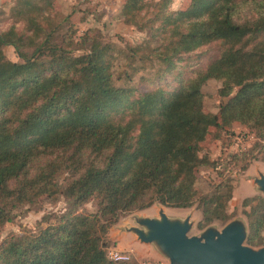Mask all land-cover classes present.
<instances>
[{"label":"trees","instance_id":"trees-1","mask_svg":"<svg viewBox=\"0 0 264 264\" xmlns=\"http://www.w3.org/2000/svg\"><path fill=\"white\" fill-rule=\"evenodd\" d=\"M49 7L27 13V32L12 26L0 34V228L43 197L63 196L71 209L0 243V264H118L108 258L110 229L122 215L155 204L197 205L199 230L233 220L229 181L210 195L196 187L199 168L217 169L200 156L201 144L211 128L235 123L264 142V0H191L182 11H172L170 0H126L125 20L158 43L147 47V59L167 70L184 55L222 46L186 86L138 95L115 85L110 47L91 31L79 43L72 34L57 43L61 24ZM7 46L22 62L6 57ZM211 80L222 83L219 95L228 98L219 114L204 109L202 87ZM92 201L96 213H77ZM243 206L247 244L262 247L264 198H248Z\"/></svg>","mask_w":264,"mask_h":264},{"label":"rangeland","instance_id":"rangeland-1","mask_svg":"<svg viewBox=\"0 0 264 264\" xmlns=\"http://www.w3.org/2000/svg\"><path fill=\"white\" fill-rule=\"evenodd\" d=\"M0 0V34L12 26L18 32L28 31L27 13L50 4V17L61 24L56 33V42L61 43L64 35L72 34L74 41L79 43L86 32L91 31L98 37L104 46L110 47L113 60V78L115 85L121 88L136 90V95L163 89L168 93L175 92L187 85L194 75L217 59L222 46L218 43L203 47L191 54L184 55L176 60L170 70L166 65L147 58V47H156L157 41L148 31L140 30L137 26L128 23L122 15L126 0ZM160 2L161 0H151ZM191 0H170L172 11H182L189 7ZM48 10V9H47ZM40 22L47 26V22L37 13ZM68 18V21H65ZM139 50V55L132 52ZM33 49H27L32 52ZM6 57L13 62H22L12 46L4 48ZM81 55L84 51H76ZM136 55V56H133ZM222 83L218 80L207 82L202 91L204 94V109L207 113L219 114L220 108L228 101L222 98L219 90ZM201 157H207L211 164L217 166H204L197 173V189L205 195L214 192L215 187L222 181H229L234 186L233 199L229 203L228 211L235 218L226 224H214L204 230L198 229L202 220V213L197 205L190 209H172L159 204L151 208L125 214L114 225L108 235V258L111 252H120L130 257L128 263L118 264H170L155 245L141 243L130 228L145 229L137 220L142 218H160L164 212L170 219L185 220L190 217L193 228L190 236H201L208 228L221 231L234 220H243L248 229L245 213L249 211L243 206L244 200L253 197L264 198L259 191L255 179L264 176V142L255 138L250 131L239 123L225 129L211 128L207 139L201 144ZM246 167V169H244ZM68 175L61 176L59 185L65 188ZM67 178V179H66ZM71 205L63 196L57 201L47 197L41 198L35 205H25L15 212V220L0 228V243L13 235L20 236L29 231H37L45 227L44 220L49 218L54 223L56 217L70 211ZM98 210L94 201L84 205L78 214H94ZM264 236V234H263ZM248 238V236H247ZM245 245L253 249L262 247Z\"/></svg>","mask_w":264,"mask_h":264},{"label":"water","instance_id":"water-1","mask_svg":"<svg viewBox=\"0 0 264 264\" xmlns=\"http://www.w3.org/2000/svg\"><path fill=\"white\" fill-rule=\"evenodd\" d=\"M264 193V176L255 179ZM145 229L130 228L141 243L155 245L170 264H264V248L245 245L248 229L243 220H234L221 231L208 228L201 236H190L193 223L170 219L164 212L160 218H142Z\"/></svg>","mask_w":264,"mask_h":264},{"label":"built area","instance_id":"built-area-1","mask_svg":"<svg viewBox=\"0 0 264 264\" xmlns=\"http://www.w3.org/2000/svg\"><path fill=\"white\" fill-rule=\"evenodd\" d=\"M109 259L115 263H128L131 260L128 255L120 252H111Z\"/></svg>","mask_w":264,"mask_h":264}]
</instances>
